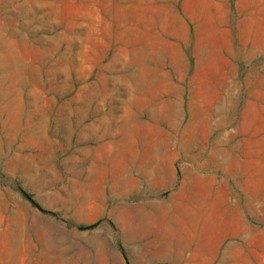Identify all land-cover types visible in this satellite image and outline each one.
<instances>
[{
	"label": "rangeland",
	"instance_id": "1",
	"mask_svg": "<svg viewBox=\"0 0 264 264\" xmlns=\"http://www.w3.org/2000/svg\"><path fill=\"white\" fill-rule=\"evenodd\" d=\"M0 264H264V0H0Z\"/></svg>",
	"mask_w": 264,
	"mask_h": 264
},
{
	"label": "crops",
	"instance_id": "2",
	"mask_svg": "<svg viewBox=\"0 0 264 264\" xmlns=\"http://www.w3.org/2000/svg\"><path fill=\"white\" fill-rule=\"evenodd\" d=\"M228 110L227 105L224 102H221L219 104V106L217 107L216 110V115L218 116V125L219 126H224L226 124V119H224L225 117V112ZM170 143H173V141H171ZM176 143V142H175ZM177 143L179 144V146L182 148V150H187L189 147H191L192 145L196 146V148L198 149V152H201L206 144L203 141V139H199L198 142L196 140L190 139L185 137L184 135L182 136V138L177 141ZM223 142L221 140H218L215 142V144L212 145L211 147V153L209 155V157L206 159V162H214L215 165H218L217 160L218 159H222V160H228L229 159V165L231 167H233V171L235 172V174L238 172V168H239V159L238 158H234L231 154V150L232 147H230V149H220V144H222ZM200 154V153H197ZM185 206V205H184ZM187 206V205H186ZM189 207V206H187ZM188 220L192 219V216L188 215Z\"/></svg>",
	"mask_w": 264,
	"mask_h": 264
}]
</instances>
